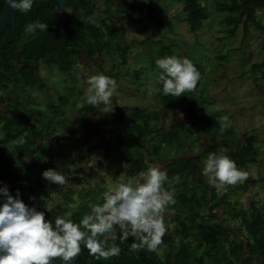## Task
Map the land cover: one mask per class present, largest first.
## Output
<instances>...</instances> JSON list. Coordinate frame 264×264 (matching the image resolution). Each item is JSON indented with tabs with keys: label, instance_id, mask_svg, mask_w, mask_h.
<instances>
[{
	"label": "trees",
	"instance_id": "obj_1",
	"mask_svg": "<svg viewBox=\"0 0 264 264\" xmlns=\"http://www.w3.org/2000/svg\"><path fill=\"white\" fill-rule=\"evenodd\" d=\"M117 1L118 10L109 7L105 16L97 17L92 0H70L73 12L64 23L58 13L59 4L55 0L34 2L31 11L27 13L15 11V25L10 23L0 34V90H8L10 84L19 81L26 86L34 85L39 81L41 60L48 66L56 65L62 73H70L75 69L83 53L90 58L96 55L102 57L112 42H116L123 56L122 63H126V53L135 42L147 44L149 41L132 40L124 45L119 44L116 40L124 32V25L119 21L118 14L127 12L131 22L139 25L144 21L143 12L153 18L156 9L153 3L140 6L127 0ZM180 1L185 14L184 20L189 23L191 30L196 32L209 17L206 7L200 0ZM4 2L5 0H0V17ZM218 5V11L226 14L223 21L232 26L228 30L230 36L236 33L241 24L245 33L248 32L250 24L264 31V25L257 17V11L264 9V0H230L220 2ZM135 11L137 15L133 17ZM36 21L47 24L48 30L26 32L25 26ZM160 44L159 58L173 55L172 44L164 41H160ZM22 61L25 64H22L19 74L21 63L18 62ZM263 68L264 61L252 65L255 71H262ZM157 70L160 72V69ZM157 89L158 99L167 110L166 117L181 111L188 102L186 92L180 97L165 95L159 83ZM8 97L4 94L0 96V100L2 99L4 103L11 102V98ZM186 105L189 108V115L197 112L190 104ZM124 109L130 110L118 111L115 124L118 121L125 122L122 124H127L124 129L126 131L122 128L120 133L113 132V136L107 141L106 155L111 157L113 152L117 153L122 148L119 157L124 163L129 164V168L125 170L128 177L146 169L149 163L163 161H169L167 166L161 167L167 172L169 179L176 174L180 175L181 182L174 183L172 189H169L174 191L176 203L169 205L175 213L167 222L175 221L176 225L166 232L162 243L172 249L166 258L157 250L145 249L138 253L129 251L133 242V238L130 237L123 243L119 239L116 240V244L121 248L118 257L97 260L82 246L79 256L71 261V264H264V203L257 205L253 202L249 207L240 209L233 207L228 200L229 192L235 187H248L249 182L227 186L219 195L202 175L204 158L209 153L219 152L221 149L225 150L241 170L249 163H257L260 153L257 136L244 135L236 143L223 136L221 138L224 139L220 140V130L213 129L210 124L212 118L207 115L209 111L205 113L207 117L205 124L195 119L189 125L186 120L180 119L168 128H158L157 124L151 127L152 120L157 116L147 113L144 108L130 106ZM94 110L95 108H89L82 117L76 118L79 127L69 128L58 139L52 138L54 129L51 125L48 126V130H38L37 123L33 122V116L23 113L10 116L8 115L10 110L4 115L0 114V187L7 185L13 196L19 189L20 198L30 207L35 205L37 210L44 211L53 226L55 217L68 212V205L74 203L73 196L77 184L71 183L68 191L64 192L58 188L60 185L43 179L42 172L49 168L56 169L62 174L69 175V182L74 174L86 176L85 168L81 165L91 159L95 148L77 152L80 141L95 135H103L105 133L103 125L111 121L109 116L99 120L97 117L96 122L94 116L85 119L94 113ZM73 120L74 118L71 119ZM128 122H132V126ZM205 125L209 127L205 130L209 132L211 138L208 144L200 142L201 150L195 152L191 149L186 134L197 131L200 135V130L204 129ZM80 128L83 130L81 135L78 134ZM226 133L231 136L234 132L226 128ZM148 136H151L149 140ZM20 137L24 138L25 143L14 145L12 141ZM44 139L47 142H44ZM147 142L151 146H145ZM143 151L149 154L148 161L145 160ZM25 157L30 158V162H26ZM263 179L264 176L253 182H261ZM165 188L168 189L167 183ZM59 193L63 201H57L56 204L49 206V202L54 201L55 195ZM30 197H35V200H31ZM2 202L0 199V203ZM224 205H230L233 216L240 219V228L232 230L226 224V219L215 212ZM71 212L73 221L78 223L85 214L91 212V209L83 203ZM186 212L189 214L185 215ZM117 232L119 234V229ZM52 264H63V261L55 259Z\"/></svg>",
	"mask_w": 264,
	"mask_h": 264
},
{
	"label": "rangeland",
	"instance_id": "obj_2",
	"mask_svg": "<svg viewBox=\"0 0 264 264\" xmlns=\"http://www.w3.org/2000/svg\"><path fill=\"white\" fill-rule=\"evenodd\" d=\"M92 1L97 10V17L105 16L109 7L118 10L117 0ZM127 1L135 2L140 6L153 3L156 11L153 18L143 12L144 21L139 25L131 22L127 12L118 14L119 21L124 25V32L116 41L121 45L132 40H148L149 43L135 42L126 53V63H122L123 56L116 42L109 45V50H105L102 57L96 55L88 58L83 53V57L78 60L75 69L70 73H62L56 65L48 66L41 60L39 81L34 85L26 86L19 81L10 84L8 90H0V96L10 95L12 99L9 103L15 105V110L10 111L9 115L23 113L33 116V122L37 123L38 130H48V126L51 125L52 129L67 131L68 128L79 127L75 119L82 117L86 111H89V108H95L94 113L86 116L85 119L94 116L96 122L97 117L99 120V118L109 116L112 121L103 125L107 140H103L101 145L106 152L108 138L113 136V132H118L121 128L126 131L124 129L127 124H122L125 122L118 121L115 124L118 111L130 110H125V107L138 106L144 108L147 113L157 116L152 120L151 127L157 124L158 128H168L180 119L186 120L189 125L195 119L205 124L207 120L205 113L209 111L207 115L209 114L212 118L210 124L213 129L220 130V140L227 138L236 143L244 135L253 134L257 136V145L260 147L257 163H249L243 169L248 173V179L241 184L249 182L248 187H235L229 192L228 200L233 207L238 209L247 208L253 202L257 205L264 203V179L261 182H253L264 176V68L262 71L252 69L254 63L264 61L263 29L250 24L248 32L245 33L241 24L236 33L230 36L228 30L232 26L223 21L226 17L225 12L218 11V3L230 2V0H200L201 4L206 7L209 17L203 21L196 32H193L189 23L184 20L185 14L180 0ZM136 15L137 11L133 17ZM257 17L264 25V9L257 11ZM160 41L172 44L173 55L188 58L200 72L196 88L186 92V99L188 98L186 104H190V107H194V111H197L192 116L189 115V108L185 104L181 111L171 113L166 117L167 110L158 99L157 76L159 72L155 67V61L160 57ZM20 70L21 67H19V74ZM99 73H104L116 80L117 86L111 97L108 112L102 111L105 105L101 104L98 109L87 104L85 100L87 78ZM1 101L0 111H4L1 104L6 103L2 99ZM71 115H75L73 121L70 119ZM225 115L229 117L226 128L234 132L231 136L226 133V128L221 130L217 121ZM131 123L128 122V124ZM208 128L207 125L204 129L201 128L200 135L197 131L186 134L191 149L195 152L201 150L200 142L208 144L211 138L209 132L206 131ZM103 135L98 136L99 141ZM150 137L148 136L147 139L149 140ZM98 139H95L94 143ZM145 146L151 145L147 142ZM97 149L94 153L92 152V159L102 161L104 153L100 150L101 148ZM144 157L147 160L150 158L145 152ZM109 162L115 170L111 174H116V171L121 173L124 169L121 167L124 163L121 157L118 160L110 158ZM167 162L169 161H163V164ZM100 169V175L104 176L105 168ZM106 172L108 173V170ZM113 181L115 180L111 177L107 185L110 186ZM53 204L54 201L49 202V206ZM215 212L226 219V224L232 230L241 227L240 219L233 216L230 205H224ZM174 213L175 211L168 206L164 217L170 220ZM188 214L185 213V215ZM167 221L166 226L170 225L169 229L174 228L176 222ZM243 233L245 234L244 231ZM240 236L243 237L242 234ZM171 249L169 245H160L157 251L163 258H166Z\"/></svg>",
	"mask_w": 264,
	"mask_h": 264
},
{
	"label": "clouds",
	"instance_id": "obj_3",
	"mask_svg": "<svg viewBox=\"0 0 264 264\" xmlns=\"http://www.w3.org/2000/svg\"><path fill=\"white\" fill-rule=\"evenodd\" d=\"M34 2L37 0H6V7L13 12L27 13ZM37 29L46 31L48 25L36 21L25 26L28 33ZM155 63L160 69L157 82L162 85L165 95L180 97L196 88L200 72L188 58L172 55L158 58ZM86 84V103L98 109L103 104L102 111L108 112L116 80L99 73L88 77ZM217 121L224 130L229 117L225 115ZM12 143L23 145L25 140L20 137ZM24 159L30 162V158ZM122 167L126 170L129 164L123 163ZM202 175L218 193L248 179V173L238 168L223 149L204 158ZM42 178L61 188L70 186V176L56 169L43 171ZM180 182L179 174L169 179L161 166L151 163L131 177L124 171L102 193V203H89L91 212L78 223L68 211L55 217L54 226L44 211L37 210L35 205L30 207L20 198L19 189L13 196L7 185L0 187V199L3 200L0 203V264H52L55 259L71 264L79 256L82 246L97 260H107L121 253L116 240L123 243L130 237L133 242L129 251H156L170 228L165 224V210L176 203L174 191L169 189ZM30 199L35 200V197ZM76 207L77 204L68 205L69 209Z\"/></svg>",
	"mask_w": 264,
	"mask_h": 264
},
{
	"label": "crops",
	"instance_id": "obj_4",
	"mask_svg": "<svg viewBox=\"0 0 264 264\" xmlns=\"http://www.w3.org/2000/svg\"><path fill=\"white\" fill-rule=\"evenodd\" d=\"M87 57L90 58L88 55H87ZM22 64H24V63H22ZM22 64L20 65V67L22 66ZM20 72H21V70H20ZM6 97H8L7 94H6ZM8 98L12 99V97H8ZM0 102H2V101L0 100ZM1 105H2V110L4 109V111H0L1 115L2 114L4 115L5 112H7V110H10V111H12V110L14 111L15 110V107L12 105V103L6 102V104H1ZM3 106L5 108H3ZM16 114H18V113H16ZM8 115H9V113H8ZM74 117H75V115H71L70 119H73ZM130 125L132 126V123ZM0 126H1V123H0ZM56 130L57 129H54V134H53V137H52L53 139H58L61 134L67 132V131H65V129L57 130V131ZM121 130H122V128L117 133H120ZM82 133H83V130H82V128H80L78 130V134L81 135ZM93 137H94V140H92ZM100 138L101 139L99 141L98 136L95 135V136H92L90 138H84L83 140L80 141V145H79L80 147L77 150V152H80V151L84 152V150L95 148L94 151H93V153H94L95 151L98 150L97 148H101L100 150L103 151L104 158L102 159V161L101 160L100 161H96V160L92 159L93 157H92V154H91V159L86 164L81 165V166H83L85 168L86 176H83V175L80 176L79 174L72 175L73 179H71L69 184L74 183V182H76V184H77V187H76L77 189L75 190V193H74V196H73L74 197V203L73 204H77V207L75 209H69V211H73V210L78 209L83 203L85 205H89L90 202H92V203H102L103 202L102 201V193L108 187L107 181L111 180V177H113V180H116L117 177L122 172L125 171V169H123V168H122L123 170H121V173L119 171H116V173L118 175L117 177H116V174H111L115 170H114L112 164L109 162V159L110 158H112V159L115 158L116 160H118L120 158L119 157L120 156V152H122L123 149H121V151H119L117 153L113 152L111 157H106L107 156L105 154L106 152L104 151L103 146L101 145L103 140H107L106 134L103 135ZM95 139H98V141L96 143H94ZM44 142H47V140L44 139ZM146 154H148V153H146ZM145 160L148 161L146 158H145ZM168 163L169 162H167L166 164L165 163L163 164V162H160V163L155 162L154 164L159 165L161 167H163V166L165 167V166L168 165ZM101 167L105 168V175L104 176L100 175V170H101L100 168ZM107 170H108V173L106 172ZM91 174L94 175V176L93 177L89 176ZM69 187L70 186H68L66 189H63V188H61V186H58V188L60 190H63L64 192L68 191ZM63 191H61V192H63ZM60 200L63 201V197H62L61 193L56 194L55 195L54 204H56L57 201L60 202ZM165 220L167 221L168 219L165 218Z\"/></svg>",
	"mask_w": 264,
	"mask_h": 264
},
{
	"label": "water",
	"instance_id": "obj_5",
	"mask_svg": "<svg viewBox=\"0 0 264 264\" xmlns=\"http://www.w3.org/2000/svg\"><path fill=\"white\" fill-rule=\"evenodd\" d=\"M42 2L45 0H37ZM60 9L65 8V0H59ZM15 25V12L6 7V0L4 2L3 12L0 17V34L6 29L9 24ZM64 23V21H63Z\"/></svg>",
	"mask_w": 264,
	"mask_h": 264
},
{
	"label": "flooded vegetation",
	"instance_id": "obj_6",
	"mask_svg": "<svg viewBox=\"0 0 264 264\" xmlns=\"http://www.w3.org/2000/svg\"><path fill=\"white\" fill-rule=\"evenodd\" d=\"M45 1H47V2H49V1H52V0H45ZM44 1V2H45ZM58 4H59V0H55ZM71 2H70V0H65V8H63V9H60V5L58 6V13H59V15H60V17H61V19H62V23H63V21L65 22L66 21V19L72 14V12H73V7H72V5L70 4ZM23 62V61H22ZM22 62H19V63H21L22 64ZM27 63V62H26ZM25 64V63H24ZM21 70H22V68H21ZM21 73V72H20Z\"/></svg>",
	"mask_w": 264,
	"mask_h": 264
},
{
	"label": "bare ground",
	"instance_id": "obj_7",
	"mask_svg": "<svg viewBox=\"0 0 264 264\" xmlns=\"http://www.w3.org/2000/svg\"><path fill=\"white\" fill-rule=\"evenodd\" d=\"M19 75V74H18Z\"/></svg>",
	"mask_w": 264,
	"mask_h": 264
}]
</instances>
